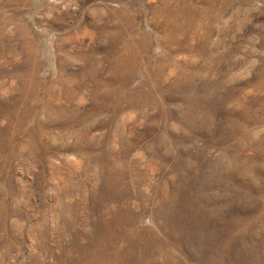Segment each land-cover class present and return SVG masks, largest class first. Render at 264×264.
I'll return each instance as SVG.
<instances>
[{
    "label": "rangeland",
    "instance_id": "obj_1",
    "mask_svg": "<svg viewBox=\"0 0 264 264\" xmlns=\"http://www.w3.org/2000/svg\"><path fill=\"white\" fill-rule=\"evenodd\" d=\"M0 264H264V0H0Z\"/></svg>",
    "mask_w": 264,
    "mask_h": 264
}]
</instances>
